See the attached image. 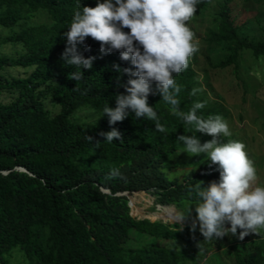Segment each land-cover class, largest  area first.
<instances>
[{
    "label": "trees",
    "instance_id": "16d2710c",
    "mask_svg": "<svg viewBox=\"0 0 264 264\" xmlns=\"http://www.w3.org/2000/svg\"><path fill=\"white\" fill-rule=\"evenodd\" d=\"M96 3L0 0V264H198L204 250L221 239L205 241L198 221L196 231L190 230L189 220L201 202L195 185L219 182V166L204 153L182 152L177 137L192 135L185 132L191 126L172 115L159 93L150 94L148 103L167 134L131 110L123 121L109 124L103 108L116 106L129 79L113 65L132 67L130 62L121 60L118 51L102 54L91 37L78 45L85 57H96L91 69L61 59L63 33L74 11ZM203 23L199 36L195 29ZM187 24L199 50L188 68L175 75L180 108L187 112L194 102H203L198 115L219 114L228 123L231 136L221 141H240L229 108L209 80V68L231 65L237 77L241 61L249 57L264 79V0H201ZM76 71L83 78L69 79ZM193 88L203 91L192 96ZM47 101L57 104L54 112ZM80 110L87 113L82 116ZM113 127L123 140L104 141L100 133ZM87 135L94 137L92 143ZM196 136L201 143L212 139ZM179 164L188 166L181 177L168 174ZM113 168L121 177L110 175ZM139 189L153 194L156 202L174 204L179 214L187 215L191 207L183 227L131 214L127 195ZM240 231L222 237L226 261L212 252L201 264H264L263 240L250 239L245 249L237 242Z\"/></svg>",
    "mask_w": 264,
    "mask_h": 264
},
{
    "label": "clouds",
    "instance_id": "9594fccd",
    "mask_svg": "<svg viewBox=\"0 0 264 264\" xmlns=\"http://www.w3.org/2000/svg\"><path fill=\"white\" fill-rule=\"evenodd\" d=\"M201 0H97L95 6L82 5L72 16L69 28L63 33L66 47L61 59L78 69H91L95 56L85 57L78 45H85L86 38L99 42V51L110 54L118 51L120 59L132 67H113L117 72L127 74L125 92L116 96V106L105 105L103 114L110 125L123 121L129 110L136 118H146L155 123V130L167 134L168 129L160 123L158 114L148 103L150 94L159 93L171 106L172 115L191 126L181 134L183 151L189 156L206 154L212 164L218 165L219 182L213 180L207 187L203 181L195 185L200 203L195 206L196 217L190 230L194 233L199 222V231L205 241L222 238L231 233L243 240L250 233L264 229V184H256L257 170L243 142L229 140L224 143L220 137L231 136L227 121L219 114L204 118L197 112L205 107L203 102H194L185 112L177 99L181 87L175 75L189 66L190 59L199 50V41L187 22L197 12ZM128 29L129 31H124ZM90 51V46H86ZM82 71L71 72L69 79L79 81ZM155 84V88H153ZM202 88H193L195 96ZM102 114V115H103ZM196 133L210 135L212 139L201 143ZM104 141L122 139V133L113 127L101 132ZM92 143L94 137L87 135ZM100 141H96L98 144ZM112 177H121L119 169L113 168ZM191 207L187 215L190 213ZM187 215L178 214L176 222H182ZM230 227H226L225 223Z\"/></svg>",
    "mask_w": 264,
    "mask_h": 264
},
{
    "label": "rangeland",
    "instance_id": "374dc122",
    "mask_svg": "<svg viewBox=\"0 0 264 264\" xmlns=\"http://www.w3.org/2000/svg\"><path fill=\"white\" fill-rule=\"evenodd\" d=\"M249 13V11L241 12V14L245 15ZM204 25L205 23L195 29L197 35H201L200 33H202ZM241 62L244 65L239 68L237 77L232 71V66L227 65L223 68H209V80L213 88L220 92L229 108L235 135L246 145L249 158L256 161V184H264V79L262 73L258 74L255 72L256 64L249 57L244 58ZM11 69L15 72L21 68ZM47 102L48 107L54 112L57 109V104H53L50 101ZM78 113L83 116L87 112L86 110H80ZM187 168V165L179 164L169 168L168 174H175L181 177L183 171ZM127 196L130 213L137 217L159 218L162 221L171 222L176 221V216L179 214V209L174 204L156 202L154 195L147 190H134ZM162 206H165L164 209ZM193 219L189 221L192 222ZM184 222L186 221L184 220L182 224ZM225 226L230 227V224L226 222ZM256 238L263 240L264 243V231L250 233L243 240L237 239V242L242 244L245 249H249L251 247L250 239L255 240ZM220 239L219 245L213 243L204 250L203 256L198 264H201L204 258H207L212 252L217 253L224 259L222 250L226 244L222 238ZM224 260L226 261V259ZM19 263L12 262L11 264Z\"/></svg>",
    "mask_w": 264,
    "mask_h": 264
},
{
    "label": "water",
    "instance_id": "95a60500",
    "mask_svg": "<svg viewBox=\"0 0 264 264\" xmlns=\"http://www.w3.org/2000/svg\"><path fill=\"white\" fill-rule=\"evenodd\" d=\"M18 168H20V169H24L23 167H21V166H18ZM105 190H107L106 188H105ZM124 193H125V191H123Z\"/></svg>",
    "mask_w": 264,
    "mask_h": 264
}]
</instances>
